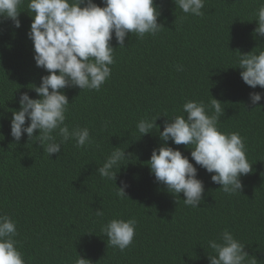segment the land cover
<instances>
[{
	"label": "trees",
	"instance_id": "obj_1",
	"mask_svg": "<svg viewBox=\"0 0 264 264\" xmlns=\"http://www.w3.org/2000/svg\"><path fill=\"white\" fill-rule=\"evenodd\" d=\"M156 3L164 28L143 40L129 34L100 91L64 90L73 101L66 123L87 126L102 150L78 149L70 140L50 158L38 143H27L26 134L19 144L10 135L11 111L19 108L20 94L37 98L28 85H39L47 74L33 60L27 0L19 29L10 19L0 20V214L17 222L16 239L27 264H74L78 254L92 264H209L207 241L225 228L246 244L257 264H264V109H254L249 101L251 91L264 90L251 89L233 68L237 51L248 53L262 42L253 35L260 0H206L203 17L185 16L173 0ZM112 44L118 47L115 40ZM211 96L225 103L220 129L245 138L253 171L241 178L242 192L230 196L191 161L190 149L169 141L189 157L204 182V199L192 208L184 205L183 193L175 197L155 182L147 166L153 148L163 143L157 132L166 117L140 139L135 125L145 116L181 114L185 100L207 103ZM258 106L264 108V99ZM112 146H128L131 154L116 180L117 186L121 180L130 185L129 198H118L114 181L96 174ZM101 207L105 215L96 217ZM133 217L138 222L133 244L124 252L107 246L101 224Z\"/></svg>",
	"mask_w": 264,
	"mask_h": 264
},
{
	"label": "clouds",
	"instance_id": "obj_2",
	"mask_svg": "<svg viewBox=\"0 0 264 264\" xmlns=\"http://www.w3.org/2000/svg\"><path fill=\"white\" fill-rule=\"evenodd\" d=\"M101 2L103 6L94 0H27V12L32 19L27 36L33 45V60L35 66L47 74L40 77L39 85H28L37 98L22 92L19 108L11 111L10 135L15 144H19L26 134L27 143H38L49 158L52 154H60L62 145L70 140L78 149L94 146L102 150L87 126L70 128L66 123L73 101L69 102L64 90L100 91L111 77L116 50L127 48L125 41L129 34L143 40L146 36L155 37L164 26L158 23L161 9L156 0ZM205 2L173 0L176 9L179 8L185 16L194 17L204 16ZM24 4L25 0H0V20L10 19L13 27L19 29V16L24 12L20 9ZM253 21L257 24L254 38L262 42L248 53L237 51L238 61L233 68L240 69V78L251 89L259 86L264 90V48H261L264 45V0H260ZM113 40L118 47L113 46ZM176 70L184 71V67L176 65ZM262 99L264 91L249 93L251 105L256 106L254 109H264L258 106ZM224 105L212 96L207 103L188 99L182 104L181 114L145 116L136 122L140 139L154 132L159 117H166L163 130L160 131L158 126L157 132L163 143L153 148L147 166L155 182L164 185L169 193L175 197L183 193L185 206L197 208L204 199V182L197 178L195 165L212 174L211 181L230 196L242 192L241 178L253 171L245 138L238 131L225 132L219 127L221 117L225 115ZM108 124L105 121V129ZM169 141L190 149L191 161L195 165L179 148L170 146ZM127 147L112 146L102 165L96 169L100 178L114 181L116 196L120 199L129 198L126 195L130 186L127 181L121 180L120 186L116 184L117 174L125 166L124 162L131 158V154L126 153ZM94 213L100 218L105 215L102 207ZM137 223L134 217L126 220L111 218L102 223L100 230L107 239V246L120 252L128 249L133 244ZM18 235L15 219L0 214V264H27L18 247ZM207 247L211 249L207 254L209 264H257V259L246 251V244L227 228L217 238L208 240ZM74 264L92 262L78 254Z\"/></svg>",
	"mask_w": 264,
	"mask_h": 264
}]
</instances>
